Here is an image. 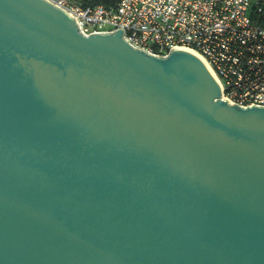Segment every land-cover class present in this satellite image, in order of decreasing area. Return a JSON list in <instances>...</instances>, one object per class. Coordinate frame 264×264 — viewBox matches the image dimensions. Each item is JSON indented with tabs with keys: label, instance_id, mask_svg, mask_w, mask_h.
Wrapping results in <instances>:
<instances>
[{
	"label": "water",
	"instance_id": "obj_1",
	"mask_svg": "<svg viewBox=\"0 0 264 264\" xmlns=\"http://www.w3.org/2000/svg\"><path fill=\"white\" fill-rule=\"evenodd\" d=\"M121 33L0 0V264H264V108Z\"/></svg>",
	"mask_w": 264,
	"mask_h": 264
},
{
	"label": "built area",
	"instance_id": "obj_2",
	"mask_svg": "<svg viewBox=\"0 0 264 264\" xmlns=\"http://www.w3.org/2000/svg\"><path fill=\"white\" fill-rule=\"evenodd\" d=\"M43 1L85 37L121 30L130 47L158 58L190 48L218 80L219 100L264 108V0Z\"/></svg>",
	"mask_w": 264,
	"mask_h": 264
},
{
	"label": "trees",
	"instance_id": "obj_3",
	"mask_svg": "<svg viewBox=\"0 0 264 264\" xmlns=\"http://www.w3.org/2000/svg\"><path fill=\"white\" fill-rule=\"evenodd\" d=\"M106 0H93V3H105Z\"/></svg>",
	"mask_w": 264,
	"mask_h": 264
}]
</instances>
